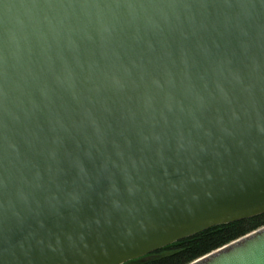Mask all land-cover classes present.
I'll list each match as a JSON object with an SVG mask.
<instances>
[{"label": "water", "instance_id": "1", "mask_svg": "<svg viewBox=\"0 0 264 264\" xmlns=\"http://www.w3.org/2000/svg\"><path fill=\"white\" fill-rule=\"evenodd\" d=\"M261 214L264 0H0V264ZM189 264H264V226Z\"/></svg>", "mask_w": 264, "mask_h": 264}, {"label": "trees", "instance_id": "2", "mask_svg": "<svg viewBox=\"0 0 264 264\" xmlns=\"http://www.w3.org/2000/svg\"><path fill=\"white\" fill-rule=\"evenodd\" d=\"M264 226V214L210 227L124 264H189Z\"/></svg>", "mask_w": 264, "mask_h": 264}]
</instances>
